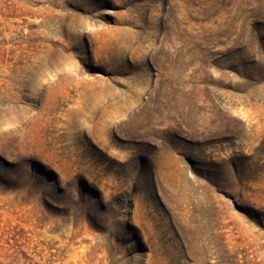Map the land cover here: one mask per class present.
<instances>
[{
	"label": "rangeland",
	"instance_id": "rangeland-1",
	"mask_svg": "<svg viewBox=\"0 0 264 264\" xmlns=\"http://www.w3.org/2000/svg\"><path fill=\"white\" fill-rule=\"evenodd\" d=\"M0 264H264V0H0Z\"/></svg>",
	"mask_w": 264,
	"mask_h": 264
}]
</instances>
